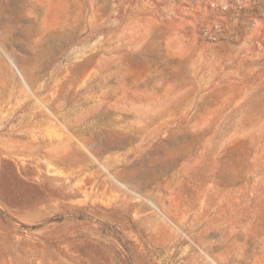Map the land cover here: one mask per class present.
<instances>
[{
  "label": "rangeland",
  "instance_id": "rangeland-1",
  "mask_svg": "<svg viewBox=\"0 0 264 264\" xmlns=\"http://www.w3.org/2000/svg\"><path fill=\"white\" fill-rule=\"evenodd\" d=\"M0 264H264V0H0Z\"/></svg>",
  "mask_w": 264,
  "mask_h": 264
}]
</instances>
